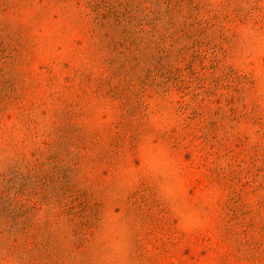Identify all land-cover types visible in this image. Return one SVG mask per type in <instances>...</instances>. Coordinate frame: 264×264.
Here are the masks:
<instances>
[{"label":"rangeland","instance_id":"1","mask_svg":"<svg viewBox=\"0 0 264 264\" xmlns=\"http://www.w3.org/2000/svg\"><path fill=\"white\" fill-rule=\"evenodd\" d=\"M1 75L0 264H264V0H0Z\"/></svg>","mask_w":264,"mask_h":264},{"label":"trees","instance_id":"2","mask_svg":"<svg viewBox=\"0 0 264 264\" xmlns=\"http://www.w3.org/2000/svg\"><path fill=\"white\" fill-rule=\"evenodd\" d=\"M99 26H100V29L105 32L103 36L105 38L104 40L106 39L111 40V42L107 43L108 44L107 48H111V45H112L111 43H113V40H114V36L112 32L113 30H115L112 25V21L110 20L109 17L105 16L101 20H99ZM18 39L20 40L24 39V36L23 35L18 36ZM27 50H28V46L23 45L21 48V51H19V53H17L18 55L15 57V61H14L15 64L16 62L19 61L22 55H24V53L27 52ZM123 68L124 70L122 72L120 73L117 72L119 74L117 73L113 74L111 78L108 80L95 79V77L91 73L87 75L78 74L77 78L81 80L79 81L80 96L85 95L88 90H93V94L97 98L98 97L109 98L112 100L119 101L120 103H123V105L125 106H129V109L124 115L125 116L124 118L138 116L141 113L139 108H130L133 99L132 97L128 96V93L131 91L132 84L130 80H128L129 74L126 71V67H123ZM4 74H9V73H4ZM123 75L125 76L124 82H121V81L117 82L116 81L117 78L121 79ZM22 82L24 81L21 78L19 79L17 76H14L13 78H10L7 80L3 77V75L0 76V113L5 109L6 106L11 107L15 104V102H18V101L25 102L27 100L26 91L23 90L22 86L20 85V83ZM68 106L71 107L72 104L69 103ZM75 106L76 107L71 108L72 112H69L66 115L65 124H64L65 126L63 128V131L65 133L63 134L65 135L64 137L71 136V137H78L79 140H85L86 139L85 137H84L85 139L81 138L83 137L81 135L82 133L81 128H78L76 126V123L73 122L74 119L84 116V109H83L82 104L81 105L76 104ZM116 125H117L116 126L117 130H121V128H126L124 127L125 121L124 123L119 122ZM130 131L131 129H126L127 134H130ZM31 228H32V225L30 224H27V227H23L24 230H28ZM29 238H30L29 235L25 234V243L23 244L24 246L28 245L27 240ZM51 239H54L53 234L51 235Z\"/></svg>","mask_w":264,"mask_h":264}]
</instances>
